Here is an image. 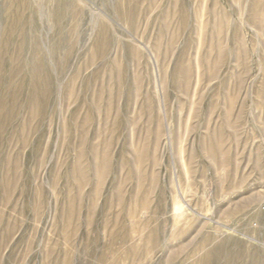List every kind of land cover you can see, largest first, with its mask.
<instances>
[{
	"label": "rangeland",
	"instance_id": "rangeland-1",
	"mask_svg": "<svg viewBox=\"0 0 264 264\" xmlns=\"http://www.w3.org/2000/svg\"><path fill=\"white\" fill-rule=\"evenodd\" d=\"M0 264H264V0H0Z\"/></svg>",
	"mask_w": 264,
	"mask_h": 264
}]
</instances>
